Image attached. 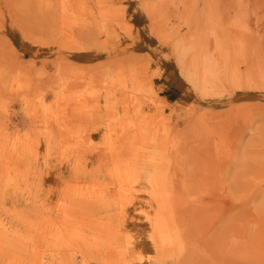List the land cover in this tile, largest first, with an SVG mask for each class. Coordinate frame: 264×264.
<instances>
[{
    "label": "rangeland",
    "instance_id": "obj_1",
    "mask_svg": "<svg viewBox=\"0 0 264 264\" xmlns=\"http://www.w3.org/2000/svg\"><path fill=\"white\" fill-rule=\"evenodd\" d=\"M0 264H264V0H0Z\"/></svg>",
    "mask_w": 264,
    "mask_h": 264
},
{
    "label": "bare ground",
    "instance_id": "obj_2",
    "mask_svg": "<svg viewBox=\"0 0 264 264\" xmlns=\"http://www.w3.org/2000/svg\"><path fill=\"white\" fill-rule=\"evenodd\" d=\"M195 42V41H194ZM187 43V42H186ZM203 47V46H202ZM199 48V47H198ZM200 48H201V46H200ZM204 48V47H203ZM198 50V49H197ZM196 55H195V54ZM204 53V52H203ZM190 54H191V58L190 59H192V62H196V60H203L204 59V57L202 56V53H200L199 52V50L198 51H194V49H192V51L190 52ZM205 55V54H204ZM208 56V55H207ZM210 58H212V57H210ZM207 59V58H206ZM214 60V59H213ZM215 61V60H214ZM205 62H206V60H205ZM207 62H208V60H207ZM216 64V63H215ZM208 66H210V64H208ZM224 84V83H223ZM219 93V92H218ZM10 150H11V148H10ZM10 150H9V152H10ZM8 154V153H7Z\"/></svg>",
    "mask_w": 264,
    "mask_h": 264
},
{
    "label": "crops",
    "instance_id": "obj_3",
    "mask_svg": "<svg viewBox=\"0 0 264 264\" xmlns=\"http://www.w3.org/2000/svg\"><path fill=\"white\" fill-rule=\"evenodd\" d=\"M55 197H57V195H55ZM52 198H54V197H52ZM52 198H51V199H52Z\"/></svg>",
    "mask_w": 264,
    "mask_h": 264
}]
</instances>
